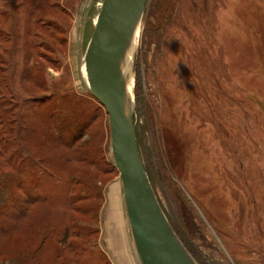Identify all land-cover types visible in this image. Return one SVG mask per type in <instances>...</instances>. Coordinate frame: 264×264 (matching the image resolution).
Listing matches in <instances>:
<instances>
[{"label":"rangeland","instance_id":"obj_1","mask_svg":"<svg viewBox=\"0 0 264 264\" xmlns=\"http://www.w3.org/2000/svg\"><path fill=\"white\" fill-rule=\"evenodd\" d=\"M101 1L0 0V224L11 201L32 203L0 237V264H31L44 232L35 262L49 263L73 195L80 263L131 264L108 117L80 81ZM132 71L157 200L203 264H264V0H149ZM54 139L85 144L94 166Z\"/></svg>","mask_w":264,"mask_h":264},{"label":"water","instance_id":"obj_2","mask_svg":"<svg viewBox=\"0 0 264 264\" xmlns=\"http://www.w3.org/2000/svg\"><path fill=\"white\" fill-rule=\"evenodd\" d=\"M149 0H102L80 65L84 89L108 117L110 152L118 172L121 196L136 264H198L180 242L163 214L139 156L133 131L132 67L123 72L126 52ZM86 13L82 29L86 22ZM81 29V32H82ZM80 32V33H81Z\"/></svg>","mask_w":264,"mask_h":264},{"label":"trees","instance_id":"obj_3","mask_svg":"<svg viewBox=\"0 0 264 264\" xmlns=\"http://www.w3.org/2000/svg\"><path fill=\"white\" fill-rule=\"evenodd\" d=\"M134 92H135V111H134V118H133L134 138H135V143H136L137 150H138L139 156L141 158L144 170H145L146 175L148 177L149 183L153 189V179H154V175L156 173V160L155 159L160 160V158H159L160 153H158V150L155 147H154V150H155V153H154L152 151L151 147L148 146V144L146 146L143 143L144 136H146V133H147L146 132L147 127L145 124H143V122H140L141 120L137 116V113H138V111H137V106H138L137 98H138V96H137V91H134ZM73 119L76 122L77 118H73ZM75 122H74V124H75ZM59 123H64V119L60 118ZM55 130H56L55 131L56 134H61L60 132H62L59 129V127H56ZM82 130L84 132L85 130H87V127H84V126L79 127V132H81ZM45 139L49 140V142L51 141V138L49 136H45ZM76 142L77 141H74L73 144ZM53 143L55 146H57L59 148L71 151V154L69 155L71 160L69 159L68 162L73 161V162L78 163V164H84L88 167L94 166L95 162L92 161V159L89 157V154L86 152V149L84 147L85 144L81 145L77 149L72 150L70 148L73 147V144L71 146H68L65 144V142L58 141L57 139ZM86 145H87V143H86ZM80 150H82L83 152H81ZM74 182L78 186L81 185V182L79 180L77 182L76 181H74ZM66 192H68V191H66ZM154 194H155V192H154ZM81 197H83V196L73 195V199H71L69 197L68 200H65L67 208H68L69 219H68V223L61 229V231L58 234H56V238L54 239L56 241V244H54L53 247L51 246L52 251H51V257L49 260L50 264H52V263L53 264H84V263H80V259H81L80 255H81V253H83V249L81 248L80 245L83 244V241L85 240L86 235L82 234L81 230H79L77 228L78 217L84 215L86 212V209L82 208L81 206L76 205L79 202H81V200H82ZM156 199H157V197H156ZM163 199H164V204H165L164 206H166V207L168 206V208H169L170 200H169L166 193L163 196ZM38 202H39V200H36V201L34 200L33 203H38ZM10 204L12 206L11 208H12L13 214L10 217L9 214L3 212V216L6 219H9V221L11 223H10V225H7L6 227L4 225L0 224V237L8 234L11 230L16 229L17 224H19V221L21 220V218L23 217V215L26 211V209L23 206H27L28 204L32 205V203H28V201H25V203H22L19 205H17L16 201H11ZM158 204H159L163 214L165 215L169 225L171 226L172 230L174 231V233L176 234V236L178 237L180 242L183 244L185 249L189 252V254L194 258V260L198 264H203L200 261L199 257L197 256L196 252H194L193 248H191V246L187 242V240L185 238V234L182 231L181 227L177 224V222L175 223L172 221V217H169L170 214H169L167 208L163 207V204H161L159 201H158ZM170 216H173V214H171ZM47 237L48 236L44 232V234H42V236L40 238L41 240L39 241V243L37 244L35 242L33 244V250L31 248L30 251L28 252L27 259L31 262V264H42L40 262H35V255H36V253L41 251L42 245H44V243L47 241L46 239H48ZM64 251H66V253L62 257L61 253ZM49 263H46V264H49Z\"/></svg>","mask_w":264,"mask_h":264},{"label":"bare ground","instance_id":"obj_4","mask_svg":"<svg viewBox=\"0 0 264 264\" xmlns=\"http://www.w3.org/2000/svg\"><path fill=\"white\" fill-rule=\"evenodd\" d=\"M138 33H139V27H137L135 32H134L131 44H130V46L126 52V56H125L123 72H124V75L127 79L130 78L129 77L130 70H131V67L133 66L134 56H135L136 47H137ZM80 75H81L82 79H84L86 81L84 64H81ZM129 81H130V79L127 81V84H128V91L130 92L131 84L129 83Z\"/></svg>","mask_w":264,"mask_h":264},{"label":"crops","instance_id":"obj_5","mask_svg":"<svg viewBox=\"0 0 264 264\" xmlns=\"http://www.w3.org/2000/svg\"><path fill=\"white\" fill-rule=\"evenodd\" d=\"M121 189V188H120ZM122 197V196H121ZM131 243V242H130ZM129 255L131 258V264H136L135 263V258H134V254H133V250H132V245H131V249L129 250Z\"/></svg>","mask_w":264,"mask_h":264}]
</instances>
